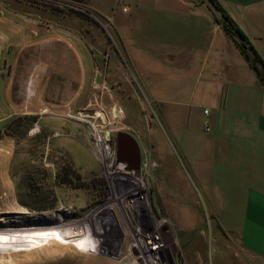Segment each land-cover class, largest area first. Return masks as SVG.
Here are the masks:
<instances>
[{
  "label": "rangeland",
  "instance_id": "rangeland-1",
  "mask_svg": "<svg viewBox=\"0 0 264 264\" xmlns=\"http://www.w3.org/2000/svg\"><path fill=\"white\" fill-rule=\"evenodd\" d=\"M118 1L0 0V222L87 225L99 243L30 244L6 263L150 264L146 251L155 264H246L125 65ZM119 133L138 144L139 169H119Z\"/></svg>",
  "mask_w": 264,
  "mask_h": 264
},
{
  "label": "crops",
  "instance_id": "crops-1",
  "mask_svg": "<svg viewBox=\"0 0 264 264\" xmlns=\"http://www.w3.org/2000/svg\"><path fill=\"white\" fill-rule=\"evenodd\" d=\"M121 1L125 65L222 236L264 264V86L201 0ZM216 1L264 62V0Z\"/></svg>",
  "mask_w": 264,
  "mask_h": 264
},
{
  "label": "bare ground",
  "instance_id": "bare-ground-1",
  "mask_svg": "<svg viewBox=\"0 0 264 264\" xmlns=\"http://www.w3.org/2000/svg\"><path fill=\"white\" fill-rule=\"evenodd\" d=\"M105 151L106 153H108L106 148ZM106 153H104V155ZM105 157L107 158V154ZM125 166V163H120L119 169H125ZM9 226L10 222H0V264H7L6 260H13L14 258L18 257L20 255V252L17 251V248L27 247L30 246V244L39 246L41 243L47 244L52 240L57 242H66L67 239L80 235H85V237L78 239L73 244L74 246L87 253L90 251H98L97 248L99 247V243H97L96 240L91 236L87 225H83V227L78 230H76L75 228H56L55 226L45 227L43 225H34L23 228H7ZM145 252L146 251H142L141 255H143L150 264H155L157 260L156 253ZM103 262L107 264H118L116 262L113 263L106 260H104Z\"/></svg>",
  "mask_w": 264,
  "mask_h": 264
},
{
  "label": "water",
  "instance_id": "water-1",
  "mask_svg": "<svg viewBox=\"0 0 264 264\" xmlns=\"http://www.w3.org/2000/svg\"><path fill=\"white\" fill-rule=\"evenodd\" d=\"M203 4L207 7V9L212 13L216 21L223 24H228V20L225 18L221 10L214 4L212 0H201ZM234 39L242 43L248 50L251 57L255 60H258V55L256 54L255 50L252 48L250 43L247 41L234 36ZM96 83H99V79H96ZM117 150H118V158L121 162L128 164L130 170H137L139 169V162H140V153L138 144L136 143L135 139L131 137L127 133H119L117 135Z\"/></svg>",
  "mask_w": 264,
  "mask_h": 264
},
{
  "label": "trees",
  "instance_id": "trees-1",
  "mask_svg": "<svg viewBox=\"0 0 264 264\" xmlns=\"http://www.w3.org/2000/svg\"><path fill=\"white\" fill-rule=\"evenodd\" d=\"M212 1L221 10V12L225 16V18L228 20V24L221 25V23L216 21V19L214 18L215 23H217L218 25L221 26V28L227 34V36L240 49L245 60L249 63L250 67L254 70V72L258 76L260 82L264 86V62H263V60L260 58V56L258 55V53L256 51L255 52L258 55V60L253 59L249 53V50L242 43H239L234 39V36H237V37L247 41L248 43H250L249 40L247 39V37L243 34V32L239 29V27L234 23V21L230 18V16L224 11V9L218 4V2L216 0H212ZM250 45H251V43H250Z\"/></svg>",
  "mask_w": 264,
  "mask_h": 264
},
{
  "label": "built area",
  "instance_id": "built-area-1",
  "mask_svg": "<svg viewBox=\"0 0 264 264\" xmlns=\"http://www.w3.org/2000/svg\"><path fill=\"white\" fill-rule=\"evenodd\" d=\"M50 1H52V2H53V0H50ZM55 3H57V1H55ZM205 113H206V112H205ZM205 130H206V131H209V128H208V126H206V127H205Z\"/></svg>",
  "mask_w": 264,
  "mask_h": 264
}]
</instances>
